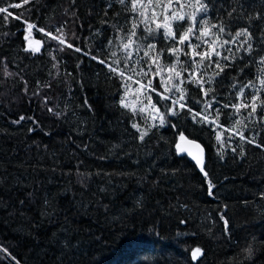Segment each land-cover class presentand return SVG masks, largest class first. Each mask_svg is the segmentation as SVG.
<instances>
[{
    "label": "trees",
    "instance_id": "trees-1",
    "mask_svg": "<svg viewBox=\"0 0 264 264\" xmlns=\"http://www.w3.org/2000/svg\"><path fill=\"white\" fill-rule=\"evenodd\" d=\"M10 2L22 7L10 8L14 16L7 22L0 18V61L19 73L6 79L0 64V245L15 260L0 252L5 257L0 264H264V148L244 144L246 154L241 157L239 148L233 153L227 147L221 159L215 132L194 123L186 110L169 117L170 124L152 129L141 143L131 123L136 119L144 126V121L120 107L122 82L118 77L110 79L107 67L66 46L63 52L54 51L61 46L36 29L32 39L42 41L41 50L35 54L24 51L28 45L24 20L45 29L67 20L69 42L85 52L91 49L95 55L112 38V25L127 22L130 28L134 14L114 0ZM109 3L111 8H107ZM207 3L214 22L218 15L228 20L224 9L235 7L234 15H239L242 6L244 15L235 20L233 34L249 27L256 48L253 57L258 60L264 54V45L259 44L264 0ZM21 14L23 19L14 18ZM73 31L80 39L71 38ZM240 68H244L239 75L242 81L257 75L247 55L237 66L226 69L215 84L221 104L228 102L230 94L235 95L229 90ZM147 79L163 92L159 77L150 75L145 84ZM24 81L28 95L24 94ZM38 81L51 82V87L30 100ZM132 87L139 88L138 84ZM185 87L190 93L187 103L200 111L202 105L195 101L203 93L193 84ZM147 94L159 100L155 92ZM45 96L51 98L48 106L64 113L62 118L41 107ZM130 96L134 99L135 92ZM232 111L223 109L219 121L226 143L233 131ZM22 115L34 117L38 123L27 119L19 125L12 123ZM262 129L264 124L256 131L260 133L258 142L264 145ZM179 131L203 147L205 168L215 184L213 197L208 196L199 168L177 154ZM239 143L235 136L232 146ZM221 215L229 220L231 238L224 234ZM248 242L253 243V255L242 259L240 248ZM196 247L202 249V255L194 261L191 250Z\"/></svg>",
    "mask_w": 264,
    "mask_h": 264
},
{
    "label": "snow or ice",
    "instance_id": "snow-or-ice-1",
    "mask_svg": "<svg viewBox=\"0 0 264 264\" xmlns=\"http://www.w3.org/2000/svg\"><path fill=\"white\" fill-rule=\"evenodd\" d=\"M31 2L32 0H23L24 4ZM114 2L134 14L131 27H127V22L125 26L113 24L112 38L95 55L92 54L91 49L85 52L81 47L69 42L67 20L58 25L53 24L49 29L37 28L36 23L24 20L23 22L27 24V34L24 38L29 42L24 51L35 54L41 50L42 41L32 39V31L36 29L61 46L54 48V51L63 52L66 46L107 67L112 74L109 78L118 77L122 82L123 95L119 100L120 107L130 111L134 118L138 117L144 121V126H141L136 119H133L131 123V128L139 133L138 139L141 143L149 136L152 129L170 124L169 117H177L186 110L194 123L212 128L215 132V140L219 145L217 155L221 159L224 158V150L227 147H231L233 153H236L239 148L238 155L241 157L246 154L244 144H253L258 148H264V145L258 142L260 133L256 131L260 124H264V115L259 114L264 113V54L259 55L258 60L253 57L256 48L249 27L239 28L233 34L235 20L244 15L242 6L240 14L234 15L237 12L235 7L228 11L221 3L220 8L227 11L228 20L218 15L214 22L210 16L207 0H130V8H128L129 0H114ZM214 2L215 0H213ZM72 3L74 4L75 0H72ZM0 5H6L0 6V14H2L0 18L6 22L14 16L9 10L10 8L22 7L20 3H13L10 0H0ZM111 7L112 3H109L107 8ZM65 14H68V9H65ZM72 15L76 16L75 13ZM105 16H107V9ZM14 18L23 19V14ZM255 18L259 19L260 17L257 15ZM248 19L251 21L253 17L249 16ZM104 23L107 21L105 20ZM97 34H99V30H97ZM161 36L163 37L162 43L160 42ZM71 38L80 39L75 35V31L72 32ZM259 44L264 45V30L261 32ZM261 52H264V48L261 49ZM49 55L52 53L50 52ZM245 55L256 66L257 75L254 79L242 81L239 79V75L244 72V68H240V72L233 78L229 90L235 95L230 94L227 97L228 102L221 104L215 84L226 69L237 66L244 60ZM181 56L187 57V59L181 60ZM52 59L55 61L56 56L52 55ZM58 63L53 64V67L57 68ZM0 64L3 66L2 71L6 79L19 76V73H13L8 69L6 62L0 61ZM247 66L245 64L244 67ZM185 73H187V78ZM150 75L160 78L163 92L153 86L151 79H147V83H144ZM21 79L23 78L21 77ZM24 84V94L28 95L27 81H24ZM132 84H139L140 87L133 89ZM186 84L195 85L203 93V97L197 98L195 101L196 104L202 105L200 111H194L187 103L190 93L185 87ZM50 87L51 82L41 84L38 81L37 91L32 93L29 99L39 97L44 88ZM132 92H135L134 99L130 96ZM148 92H155L159 100L154 101L152 96L147 94ZM50 99L47 96L43 97L41 107L46 108L58 119L62 118L64 113L57 111L55 106H48ZM237 100L238 103L235 102ZM214 105L219 106L214 107ZM229 108L233 110L229 114V119H234V124L232 125L233 131L227 137L226 143L219 130L223 127L219 121L223 115V109ZM89 110L91 111L90 106ZM242 110H246V114H242ZM149 118L151 123H149ZM26 119L31 120L33 124L38 123L34 117L23 115L18 120H13L12 123L19 125ZM171 127L175 129L177 125L171 124ZM32 130L30 129V131ZM245 132H248L249 135L246 136ZM235 136H239L240 143L233 147L232 141ZM175 148L178 155L186 153L195 161L207 183L208 196L213 197L215 184L206 171L204 149L201 144L195 139H188L183 131H179ZM78 174L83 176V173ZM261 198H264V193H261ZM137 206L142 207L140 201H137ZM180 207H186V205H180ZM220 219L224 222V234L231 238L229 220L224 215H221ZM181 223H185V221H181ZM0 252L5 253L7 258L15 260V257H12L3 245H0ZM200 255H202L201 248L196 247L191 250L192 260H197ZM4 258L0 257V259ZM16 264L19 262L17 261Z\"/></svg>",
    "mask_w": 264,
    "mask_h": 264
},
{
    "label": "clouds",
    "instance_id": "clouds-1",
    "mask_svg": "<svg viewBox=\"0 0 264 264\" xmlns=\"http://www.w3.org/2000/svg\"><path fill=\"white\" fill-rule=\"evenodd\" d=\"M254 252V246L250 242L244 244L240 248V255L242 259H249L253 255Z\"/></svg>",
    "mask_w": 264,
    "mask_h": 264
},
{
    "label": "water",
    "instance_id": "water-1",
    "mask_svg": "<svg viewBox=\"0 0 264 264\" xmlns=\"http://www.w3.org/2000/svg\"><path fill=\"white\" fill-rule=\"evenodd\" d=\"M26 47H28V45H26ZM25 47V48H26ZM180 155H183V156H185V157H187L195 166H196V164H195V161L194 160H192L191 159V157H189L186 153L185 154H180ZM197 167V166H196ZM198 168V167H197Z\"/></svg>",
    "mask_w": 264,
    "mask_h": 264
},
{
    "label": "rangeland",
    "instance_id": "rangeland-1",
    "mask_svg": "<svg viewBox=\"0 0 264 264\" xmlns=\"http://www.w3.org/2000/svg\"><path fill=\"white\" fill-rule=\"evenodd\" d=\"M33 40H34V39H33ZM28 43H29V42H27V44H28ZM138 87H140L139 84H138Z\"/></svg>",
    "mask_w": 264,
    "mask_h": 264
}]
</instances>
